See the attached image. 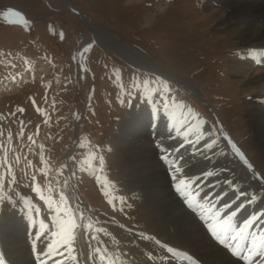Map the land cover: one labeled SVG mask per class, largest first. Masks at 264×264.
<instances>
[{
    "label": "rangeland",
    "instance_id": "obj_1",
    "mask_svg": "<svg viewBox=\"0 0 264 264\" xmlns=\"http://www.w3.org/2000/svg\"><path fill=\"white\" fill-rule=\"evenodd\" d=\"M65 2L0 0V221L5 223L0 225L1 239L3 228L17 227L11 219L14 211L25 207L37 210V223L29 228L33 217L25 214L21 230L14 229L17 233L44 231L54 210L59 216L56 224L85 218L88 224L77 228L81 250L92 227L100 225L97 215L134 234H153L156 221L147 196L128 189L113 145L127 113L148 101L159 112L144 118L172 136L155 148L159 159L161 155L171 162L176 153L186 151L188 142L204 149L208 139L222 136L223 131L253 165L262 185L257 190L264 189V156L252 140L255 133L249 116L250 107L259 102L257 96L264 101V90L256 89L264 81H251L247 88L234 76L232 65L247 51L242 44L229 46L231 29L215 27L219 17L224 21L228 15V4L216 0ZM68 7L79 12L84 22H95L116 34L165 76L184 85L139 70L96 44ZM241 13L240 26L251 19V10ZM145 15L154 17L151 23ZM254 61V66L247 62L240 68L255 69L259 60ZM147 114H152L149 108ZM144 118L138 119L141 126L151 125ZM153 134L155 143L163 140ZM178 140L182 142L177 144ZM170 148L173 155L165 156ZM239 165L228 160L225 169H241L239 182L246 183L250 169ZM251 184L249 190L224 188L232 199L238 198L237 205L244 206L255 192ZM193 195L202 198L191 188L189 197ZM40 197L50 200L53 208Z\"/></svg>",
    "mask_w": 264,
    "mask_h": 264
},
{
    "label": "bare ground",
    "instance_id": "obj_2",
    "mask_svg": "<svg viewBox=\"0 0 264 264\" xmlns=\"http://www.w3.org/2000/svg\"><path fill=\"white\" fill-rule=\"evenodd\" d=\"M216 1L228 4L229 12L224 21L221 17L218 18L215 27L222 30L231 29L234 35L229 46L242 44L244 51H247L244 57L237 56L239 62L232 65L234 76L247 88L250 87L251 81L256 84L264 81V62L260 61L261 57L264 58L262 56L264 0ZM249 10H251V19L245 20L240 26L237 17L243 16L242 11L248 14ZM153 18L151 15H145V21L148 23H151ZM88 24L92 23L88 22ZM255 59L259 60V66L255 69L240 68V65L247 62L254 66ZM142 60L144 64L165 76L166 73L164 74L161 69L158 70V66L154 63L146 58ZM20 79H24V76L12 82L16 84ZM171 80L184 85L177 78ZM184 88L188 93L196 94L198 99L202 100L190 87L184 86ZM256 89L264 90V84L256 85ZM260 97L257 96L259 102L250 107L249 116L255 133L252 140L264 156V101ZM148 102L132 109L134 110V112L130 111L132 114L127 113V119L114 135L113 145L118 151V157L121 158L120 162L124 168L123 179L128 189L132 191L135 188L147 196V207L152 212L153 220L156 221L153 234L149 237L141 236L143 235L141 233L134 234L108 221V218L97 215L100 225L92 227V235L86 237V245L84 244L81 250L82 238L78 236L80 232H77V228L88 224L85 218L80 219L78 223L69 220L70 222L56 224L59 216L54 210L52 221L46 223L47 227L44 231L39 228L41 232L34 234L27 230L17 233L14 229L21 230L20 222L23 220V215L33 217L29 221L31 222L29 228L37 223V210L25 207L22 210L16 209L11 216V219H15L18 223L17 227L3 228L6 232L3 238H0V264H83L82 254L88 260H94L93 263L87 260V264H264V189L257 190V187L262 185L254 174L255 171L253 172L249 167L248 162L241 160L237 153L238 148L232 146L228 141L230 138L225 135L208 139L204 149L193 148L192 142H188L185 144L186 151L176 153L171 162L163 161L161 155L159 159L155 154V148L161 143H167L171 135L148 121L155 112H159L148 105ZM204 105L208 107L205 103ZM148 108L152 112L149 116ZM144 117H148V120ZM141 118L151 125L141 126V122L138 121ZM138 122L139 126L136 125ZM153 133L162 136L163 140L155 143L156 137H153ZM180 142L182 141L178 140L177 144ZM171 155H173L172 148L165 156ZM228 160L250 169L247 172L250 176L248 182H239L238 174L241 169H225ZM250 183L255 187V192L244 204L242 203L244 206L237 205L238 198L232 199L229 190L225 189L227 188L225 186L231 185L232 190L234 188L249 190ZM191 188L202 197L195 205L193 199L189 200L185 197L188 193L185 191L191 194ZM50 203L52 202L48 200L47 204ZM53 205L52 203L50 206L53 208ZM252 207H255V211L251 213ZM32 213H35L34 216ZM216 213H219L216 222L221 225L231 215V220L226 225L228 231L220 233L225 243H221L220 239L209 230V225L214 223L212 217ZM253 216L255 219L248 223L245 231L241 233L240 228ZM0 222L1 226L5 224L3 220ZM40 248L47 251L40 253ZM54 248L55 252L52 251ZM234 250L241 255H235Z\"/></svg>",
    "mask_w": 264,
    "mask_h": 264
},
{
    "label": "water",
    "instance_id": "obj_3",
    "mask_svg": "<svg viewBox=\"0 0 264 264\" xmlns=\"http://www.w3.org/2000/svg\"><path fill=\"white\" fill-rule=\"evenodd\" d=\"M65 2V1H64ZM71 11L82 21L84 22L81 15L75 11L74 9H71ZM87 22H84V26L89 30L91 36L93 37V40L98 43L99 46H102L104 49L110 51L114 55H118V57L123 60L127 64H131L133 67L137 69H141L142 71H148L151 72L157 76L169 79L168 77L163 76L158 71L154 70L152 67H150L147 64H144L142 61L141 54L134 50L131 46H129L124 41L120 40L116 34L114 35L109 30L105 29L104 27L100 26L99 24L95 22H91L92 24H88ZM171 80V79H170ZM172 81V80H171ZM175 82V81H173ZM177 83V82H175ZM178 84V83H177ZM180 85V84H179ZM228 138V136H226ZM229 139V138H228ZM230 142V140H228Z\"/></svg>",
    "mask_w": 264,
    "mask_h": 264
},
{
    "label": "snow or ice",
    "instance_id": "obj_4",
    "mask_svg": "<svg viewBox=\"0 0 264 264\" xmlns=\"http://www.w3.org/2000/svg\"><path fill=\"white\" fill-rule=\"evenodd\" d=\"M207 174L210 175V173H207ZM212 211H214V210H212ZM218 215H219V213H216L215 216L212 217L214 223L209 225V230L212 231L213 235H215L217 237V239H220L221 243H225V240L221 237L220 233L228 231V228L226 227V225H227V222L231 220V215H229L226 218V220H225L223 225H221L220 223L216 222V217ZM254 219H255V216L250 217L248 221H245L244 225L240 228V232L241 233L244 232L245 231V226L248 225V223L252 222V220H254ZM234 254L237 255V256L241 255L240 252L235 251V250H234ZM246 255L247 254H245V256Z\"/></svg>",
    "mask_w": 264,
    "mask_h": 264
}]
</instances>
